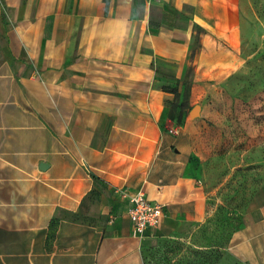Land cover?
Listing matches in <instances>:
<instances>
[{
  "label": "crops",
  "instance_id": "crops-1",
  "mask_svg": "<svg viewBox=\"0 0 264 264\" xmlns=\"http://www.w3.org/2000/svg\"><path fill=\"white\" fill-rule=\"evenodd\" d=\"M243 43L241 0H0V264H142L156 229L206 222L204 155L255 132L232 112ZM117 189L162 204L158 227L133 237ZM259 209L240 248L264 264Z\"/></svg>",
  "mask_w": 264,
  "mask_h": 264
},
{
  "label": "rangeland",
  "instance_id": "rangeland-1",
  "mask_svg": "<svg viewBox=\"0 0 264 264\" xmlns=\"http://www.w3.org/2000/svg\"><path fill=\"white\" fill-rule=\"evenodd\" d=\"M241 3L247 67L235 75L234 99L242 104L232 112L249 115L255 132L247 137L235 128L241 123L233 122L231 142L224 140L204 155L201 172L211 193V217L200 224H173L169 234L155 228V240L144 248L145 264H262V247L249 238L242 250L239 235L245 215L254 223L264 206V0ZM185 94L170 110L183 123Z\"/></svg>",
  "mask_w": 264,
  "mask_h": 264
},
{
  "label": "built area",
  "instance_id": "built-area-1",
  "mask_svg": "<svg viewBox=\"0 0 264 264\" xmlns=\"http://www.w3.org/2000/svg\"><path fill=\"white\" fill-rule=\"evenodd\" d=\"M116 193L128 203L133 237L141 238L158 227L163 216L162 204L149 201L141 190L128 194L124 189H117Z\"/></svg>",
  "mask_w": 264,
  "mask_h": 264
},
{
  "label": "trees",
  "instance_id": "trees-1",
  "mask_svg": "<svg viewBox=\"0 0 264 264\" xmlns=\"http://www.w3.org/2000/svg\"><path fill=\"white\" fill-rule=\"evenodd\" d=\"M168 92L173 93V94L175 95V98H176V101L170 102V110H171V106H173L174 104H176L178 98H180L182 94L179 95V94H178V91H177L176 88L169 89ZM184 92L186 93V94H185V100H186V99H187L188 92H189L188 87H187L186 89H184V91H182V93H184ZM186 107H188V105H187ZM169 116H170V111H169ZM170 118L173 119L171 116H170ZM173 120H174L178 125H182V124H183V121H182V122H179V119H178V118H177V119H173ZM144 254H145V252H143V254H142V258H143V263H142V264H145V261H146V260H145V256H144Z\"/></svg>",
  "mask_w": 264,
  "mask_h": 264
},
{
  "label": "water",
  "instance_id": "water-1",
  "mask_svg": "<svg viewBox=\"0 0 264 264\" xmlns=\"http://www.w3.org/2000/svg\"><path fill=\"white\" fill-rule=\"evenodd\" d=\"M198 109H199V107H194V108L192 109V111H191V115H193V116L196 115V114L198 113ZM45 166H46V165L42 163V164L40 165V168H41V169H45Z\"/></svg>",
  "mask_w": 264,
  "mask_h": 264
}]
</instances>
